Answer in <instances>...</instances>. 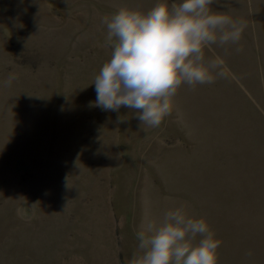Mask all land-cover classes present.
<instances>
[{
  "label": "rangeland",
  "instance_id": "obj_1",
  "mask_svg": "<svg viewBox=\"0 0 264 264\" xmlns=\"http://www.w3.org/2000/svg\"><path fill=\"white\" fill-rule=\"evenodd\" d=\"M155 3L0 0V264H129L140 225L180 205L222 242L218 264H264V0L213 5L247 23L206 49L224 75L141 128L93 106V82L103 18Z\"/></svg>",
  "mask_w": 264,
  "mask_h": 264
},
{
  "label": "clouds",
  "instance_id": "obj_2",
  "mask_svg": "<svg viewBox=\"0 0 264 264\" xmlns=\"http://www.w3.org/2000/svg\"><path fill=\"white\" fill-rule=\"evenodd\" d=\"M213 5L219 0H157L147 12L125 6L104 17L111 55L94 78L93 106L117 113L125 107L141 128L158 127L182 85L223 76L224 59L206 56V49L238 45L247 23ZM15 79L9 74L5 86ZM136 235L138 251L129 264H218L222 242L205 218L189 215L183 205L159 220L146 219Z\"/></svg>",
  "mask_w": 264,
  "mask_h": 264
}]
</instances>
